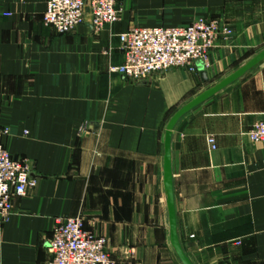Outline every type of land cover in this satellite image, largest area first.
I'll return each instance as SVG.
<instances>
[{
  "label": "crops",
  "instance_id": "0c3cea01",
  "mask_svg": "<svg viewBox=\"0 0 264 264\" xmlns=\"http://www.w3.org/2000/svg\"><path fill=\"white\" fill-rule=\"evenodd\" d=\"M47 0H0V128L34 185L0 224V264H48L57 219L84 217L120 264H183L171 242L165 135L174 114L264 50V0H119L100 32L46 26ZM219 20L206 65L129 80L119 35ZM201 68L208 80L204 81ZM264 61L184 115L171 152L177 232L192 264H264ZM214 137L213 148L209 138ZM118 263V264H119Z\"/></svg>",
  "mask_w": 264,
  "mask_h": 264
},
{
  "label": "built area",
  "instance_id": "2783aa9c",
  "mask_svg": "<svg viewBox=\"0 0 264 264\" xmlns=\"http://www.w3.org/2000/svg\"><path fill=\"white\" fill-rule=\"evenodd\" d=\"M87 8L97 33L120 21L123 13L119 0H47L42 21L58 33H70L84 23ZM221 33L231 34L232 30L204 16L185 25L130 27L119 35L124 63L113 70L132 81L174 68L196 71L198 62L208 64ZM8 135V127L0 128V224L13 215L14 200L25 196L34 185L28 161L13 158L6 148ZM248 135L264 143V119L256 121ZM209 142L216 147L214 137ZM108 245L105 235L86 228L84 217L60 218L49 242L52 257L48 264H118Z\"/></svg>",
  "mask_w": 264,
  "mask_h": 264
},
{
  "label": "water",
  "instance_id": "95a60500",
  "mask_svg": "<svg viewBox=\"0 0 264 264\" xmlns=\"http://www.w3.org/2000/svg\"><path fill=\"white\" fill-rule=\"evenodd\" d=\"M264 61V50L258 53L255 57L250 59L243 66L238 68L232 74L227 76L225 79L210 87L209 89L201 92L194 99H192L189 103L180 108L174 116L169 121L166 128L165 135V187L167 193V204L169 211V220H170V233H171V242L177 253L179 259L183 264H192L189 257L186 255L182 244L178 237L177 232V217H176V206H175V197H174V189H173V172H172V152H171V144L173 131L179 120L186 115L188 112L193 110L195 107L200 105L201 103L207 101L214 95H216L221 90L225 89L233 82L241 78L245 75L250 69L255 67ZM201 75L204 81L208 80L207 73L203 68H201Z\"/></svg>",
  "mask_w": 264,
  "mask_h": 264
},
{
  "label": "rangeland",
  "instance_id": "374dc122",
  "mask_svg": "<svg viewBox=\"0 0 264 264\" xmlns=\"http://www.w3.org/2000/svg\"><path fill=\"white\" fill-rule=\"evenodd\" d=\"M118 262V261H117ZM119 263V262H118ZM120 264V263H119Z\"/></svg>",
  "mask_w": 264,
  "mask_h": 264
}]
</instances>
